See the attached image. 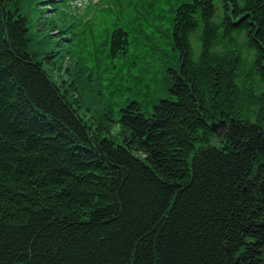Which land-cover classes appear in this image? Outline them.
Returning a JSON list of instances; mask_svg holds the SVG:
<instances>
[{"label": "trees", "instance_id": "16d2710c", "mask_svg": "<svg viewBox=\"0 0 264 264\" xmlns=\"http://www.w3.org/2000/svg\"><path fill=\"white\" fill-rule=\"evenodd\" d=\"M69 1L0 0V264H262L264 0Z\"/></svg>", "mask_w": 264, "mask_h": 264}, {"label": "rangeland", "instance_id": "374dc122", "mask_svg": "<svg viewBox=\"0 0 264 264\" xmlns=\"http://www.w3.org/2000/svg\"><path fill=\"white\" fill-rule=\"evenodd\" d=\"M80 1H81V3L89 2V0H80ZM96 1H98V0H96ZM110 6H113L112 2H111ZM93 18H94V15H93ZM97 27L99 29H102V30L105 29L106 22H102V25H98ZM147 32L150 33L151 30L148 29ZM194 44H196V42H194ZM151 55H152V51H150V50L149 51H146V50L143 51V49L137 50V49H134L133 47L131 48V52L127 53V56L131 57V59L135 62V64H137V66H136V70L135 69L131 70L130 66L123 68V69L121 67H119L117 74H124L127 72V70L128 71L130 70V74L132 77L121 78L120 76L115 75V77L112 80H109V82H111L112 84H114L118 87L124 86L126 88V90L123 92L122 96H118L117 98L122 97V98L126 99L129 96L138 97L135 94V92L137 91L138 88H136L135 85H133V83H132L134 77H139L145 85H147L151 88L153 87V85L155 83V79H156L155 73L151 72V71H146V70L141 71L140 70V66H141L140 63L144 59L149 58ZM137 61H139V62H137ZM108 75L111 76L114 74L108 73ZM138 91H140V90H138ZM151 91H153V90H151ZM143 92H146V90H143ZM219 130L222 131L221 129H219Z\"/></svg>", "mask_w": 264, "mask_h": 264}, {"label": "water", "instance_id": "95a60500", "mask_svg": "<svg viewBox=\"0 0 264 264\" xmlns=\"http://www.w3.org/2000/svg\"><path fill=\"white\" fill-rule=\"evenodd\" d=\"M223 125L224 124L222 123L221 125H218L217 127L215 126L213 129L217 131L218 128L223 127ZM250 244H258V241L257 240H246V245L248 246ZM245 253H246V246L243 247V249L237 254V259L240 260L244 258Z\"/></svg>", "mask_w": 264, "mask_h": 264}]
</instances>
